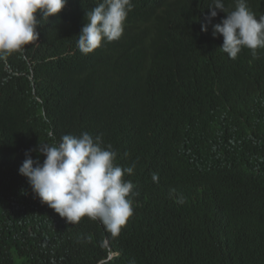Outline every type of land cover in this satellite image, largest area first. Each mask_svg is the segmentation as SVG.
<instances>
[{
	"label": "trees",
	"instance_id": "obj_1",
	"mask_svg": "<svg viewBox=\"0 0 264 264\" xmlns=\"http://www.w3.org/2000/svg\"><path fill=\"white\" fill-rule=\"evenodd\" d=\"M100 2L68 0L41 20L38 41L0 60V264H264V48L256 50L252 79L229 81L226 70L237 75L232 63L253 54L242 48L230 59L211 24L201 31L212 0H131L122 36L102 41L85 71L78 56L90 53L78 49V35ZM223 2L228 12L236 7V0ZM246 3L264 16V0ZM225 16L218 10L212 24ZM215 86L225 102L206 105ZM82 132L111 145L116 165L134 168L123 177L133 194L142 176L160 181L144 194L170 217L153 208L152 219L143 218L132 204L113 235L87 216L66 223L40 200L35 209L17 205L29 184L18 171L25 151ZM181 138L184 167L194 172L172 170L177 194L157 170L169 171L167 149Z\"/></svg>",
	"mask_w": 264,
	"mask_h": 264
},
{
	"label": "clouds",
	"instance_id": "obj_2",
	"mask_svg": "<svg viewBox=\"0 0 264 264\" xmlns=\"http://www.w3.org/2000/svg\"><path fill=\"white\" fill-rule=\"evenodd\" d=\"M67 2L68 0H0V60L38 41L37 26L41 24V20L47 21L49 17L59 14ZM132 7L131 0H101L86 12L87 20L77 40L78 49L85 55L90 53L82 59L85 71L91 66L92 52L101 46L102 41L111 42L122 36L125 20ZM208 9L209 13L205 18L206 22L201 24V31L207 32L208 25L211 24L212 36L222 35L220 49L230 59H235L242 48L250 49L253 54L232 63L237 72L234 80L228 70L225 78L232 82H236V78L244 81L252 79L258 68L256 50L264 48V16L257 18L248 9L246 0H236V7L230 12L226 11L223 0H212ZM218 10L226 13V16L219 23L212 24ZM225 85L234 89V85ZM245 85L249 86L248 82ZM231 92L243 96L242 90ZM206 93L214 95V98L206 101V105L215 100L225 102L224 92L219 86ZM210 111L214 117L217 114L218 117L223 115L217 113V108ZM115 128L113 137L117 140V125ZM181 142L182 138L175 139L167 149L163 163L169 171L157 170L167 186L177 194L182 193L171 174H174V169L186 168L181 157L184 154ZM234 143L239 150L243 149L240 147L241 142ZM180 150L182 151L179 152ZM32 151L43 155V161L38 157L34 159ZM115 159L116 152L111 150V145L102 147L101 137H93L88 132H82L79 136L63 135L56 145L39 143L35 149L25 151V159L18 171L27 178L29 184L25 187L24 198L14 202L20 207L35 209L40 200L64 218L66 223L77 224L82 217L87 216L91 220H99L113 235L119 234L121 227L132 215V204L136 211L141 208L149 209L152 212L150 219L153 217V208L164 212L161 202L156 201L152 194H144L149 188L153 190L152 185L161 182L153 176L149 179L142 176L141 184L136 185L133 194V183L123 177L125 174H132L134 168H122L114 163ZM191 172L194 171L186 168L185 173ZM132 194L134 197L130 200ZM166 216L170 217L167 214ZM11 220L12 217H8L4 224L3 230L7 235H10ZM154 229H157L156 224ZM163 235L175 238L173 231L169 229H164ZM112 256L113 253L109 252L107 260Z\"/></svg>",
	"mask_w": 264,
	"mask_h": 264
},
{
	"label": "rangeland",
	"instance_id": "obj_3",
	"mask_svg": "<svg viewBox=\"0 0 264 264\" xmlns=\"http://www.w3.org/2000/svg\"><path fill=\"white\" fill-rule=\"evenodd\" d=\"M78 59H83V57L81 58L80 56H78ZM139 214L143 217V218H146L147 217V219L150 217V214L148 213V211L146 212V209H143V208H141V209H139Z\"/></svg>",
	"mask_w": 264,
	"mask_h": 264
}]
</instances>
